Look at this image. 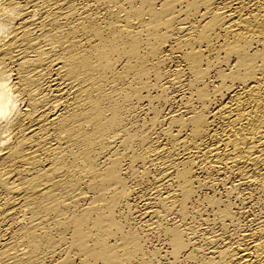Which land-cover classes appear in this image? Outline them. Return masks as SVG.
<instances>
[{
    "label": "bare ground",
    "instance_id": "bare-ground-1",
    "mask_svg": "<svg viewBox=\"0 0 264 264\" xmlns=\"http://www.w3.org/2000/svg\"><path fill=\"white\" fill-rule=\"evenodd\" d=\"M0 264H264V0H0Z\"/></svg>",
    "mask_w": 264,
    "mask_h": 264
}]
</instances>
